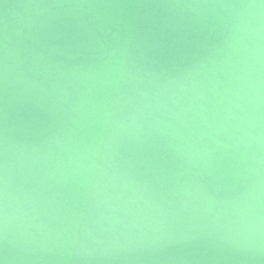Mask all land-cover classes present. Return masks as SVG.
<instances>
[{
	"label": "water",
	"instance_id": "1",
	"mask_svg": "<svg viewBox=\"0 0 264 264\" xmlns=\"http://www.w3.org/2000/svg\"><path fill=\"white\" fill-rule=\"evenodd\" d=\"M0 260L264 264L261 0H0Z\"/></svg>",
	"mask_w": 264,
	"mask_h": 264
},
{
	"label": "clouds",
	"instance_id": "2",
	"mask_svg": "<svg viewBox=\"0 0 264 264\" xmlns=\"http://www.w3.org/2000/svg\"><path fill=\"white\" fill-rule=\"evenodd\" d=\"M262 2V5H264V0H261ZM248 7H253L252 5H248ZM0 264H4V261L3 260H0Z\"/></svg>",
	"mask_w": 264,
	"mask_h": 264
}]
</instances>
